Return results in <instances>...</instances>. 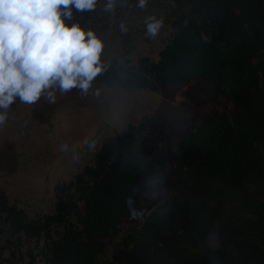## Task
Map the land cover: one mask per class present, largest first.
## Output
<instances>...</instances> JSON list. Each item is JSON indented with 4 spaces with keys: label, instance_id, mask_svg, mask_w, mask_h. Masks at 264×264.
<instances>
[{
    "label": "trees",
    "instance_id": "obj_1",
    "mask_svg": "<svg viewBox=\"0 0 264 264\" xmlns=\"http://www.w3.org/2000/svg\"><path fill=\"white\" fill-rule=\"evenodd\" d=\"M120 1L111 11L123 9ZM107 2L73 8L65 23L99 22L111 14ZM160 5L170 35L157 58L102 63L95 80L156 89L199 77L225 105L182 128L175 144L145 122L102 138L50 212L29 216L0 191V234L44 237V264H264V0ZM162 171L166 194L109 251L107 239L138 206L143 181Z\"/></svg>",
    "mask_w": 264,
    "mask_h": 264
},
{
    "label": "rangeland",
    "instance_id": "obj_2",
    "mask_svg": "<svg viewBox=\"0 0 264 264\" xmlns=\"http://www.w3.org/2000/svg\"><path fill=\"white\" fill-rule=\"evenodd\" d=\"M161 1L147 0L140 8L139 0H121L123 9L111 11L99 22L87 18L67 24L77 23L101 39V63L134 62L142 55L156 59L170 27L162 23L157 35L149 37L143 19L151 14L162 21L158 15L163 11ZM53 91L55 103H49L45 96L31 105L17 99L7 122L0 126V191L29 216L52 210L73 177L89 163L102 138L145 122L158 137L168 135L175 144L182 128L197 123L212 108L225 105L210 81L199 77L156 89L107 86L94 79L86 95L77 89L65 94ZM164 149L160 140L156 152L163 154ZM169 181L167 171L143 181L138 206L107 239L109 251L160 202ZM44 250L42 236L28 238L11 233L9 228L0 234V264H44Z\"/></svg>",
    "mask_w": 264,
    "mask_h": 264
},
{
    "label": "clouds",
    "instance_id": "obj_3",
    "mask_svg": "<svg viewBox=\"0 0 264 264\" xmlns=\"http://www.w3.org/2000/svg\"><path fill=\"white\" fill-rule=\"evenodd\" d=\"M97 0H0V126L17 99L34 104L42 96L55 103L61 94L77 89L86 95L103 70V43L72 19V9L91 11ZM147 0H139L144 8ZM108 0L106 11L113 9ZM146 35L155 37L162 21L146 17ZM123 29V25L121 26Z\"/></svg>",
    "mask_w": 264,
    "mask_h": 264
}]
</instances>
